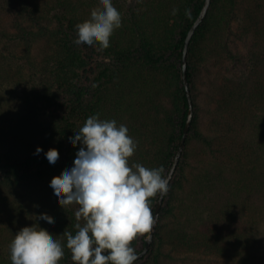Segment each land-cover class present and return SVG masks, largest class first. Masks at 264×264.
<instances>
[{"label": "trees", "instance_id": "obj_1", "mask_svg": "<svg viewBox=\"0 0 264 264\" xmlns=\"http://www.w3.org/2000/svg\"><path fill=\"white\" fill-rule=\"evenodd\" d=\"M204 2L112 0L122 26L101 50L98 44L73 43L75 25L90 19L100 0L6 1L20 33L11 37L19 53L0 63V185L27 193L25 201L0 206V264H12L11 241L34 225L62 242L59 264L74 263L62 235L75 234L79 206L63 208L50 182L73 166L82 145L73 147L69 137L89 116L126 125L137 142L129 165L162 166L166 177L189 114L185 40ZM241 5L242 0H213L191 41V133L151 249L135 264H188L201 255L203 264H264V81L249 86L231 76L245 58L262 71L257 56L264 37L252 41V28L237 26ZM263 5L257 0L254 10ZM259 14L256 34H264ZM245 38L249 45L240 47ZM237 124L248 125L250 138L230 145ZM38 147L43 152L35 154ZM52 148L59 152L55 164L45 155ZM158 198L150 200L153 215ZM43 213L55 223L38 219ZM146 242V236L133 242L136 253Z\"/></svg>", "mask_w": 264, "mask_h": 264}, {"label": "clouds", "instance_id": "obj_2", "mask_svg": "<svg viewBox=\"0 0 264 264\" xmlns=\"http://www.w3.org/2000/svg\"><path fill=\"white\" fill-rule=\"evenodd\" d=\"M100 4L102 7L91 11L90 19L75 25L73 43L77 46L98 44L101 50L107 49L110 37L122 26L121 13L112 0H100ZM176 11L173 9V15ZM128 133L127 126H118L116 120L89 116L75 136L69 137L73 147L82 145L73 166L50 182L63 208L79 206L75 234L66 230L62 235L74 264H135L138 256L133 242L150 234L156 222L150 200L170 191L162 166L129 165L137 142ZM41 152L38 147L35 154ZM45 155L51 164L59 159L55 148ZM38 219L55 223L47 213ZM10 252L12 264H59L64 247L50 232L34 225L15 235Z\"/></svg>", "mask_w": 264, "mask_h": 264}, {"label": "rangeland", "instance_id": "obj_3", "mask_svg": "<svg viewBox=\"0 0 264 264\" xmlns=\"http://www.w3.org/2000/svg\"><path fill=\"white\" fill-rule=\"evenodd\" d=\"M7 1V0H6ZM5 0H0V63L1 65L4 64V56L7 55L8 59L11 61L12 57L14 56V53L17 52V54L19 53L18 51H16V49L14 48V46H12V40L11 37L13 36V34H17L20 33V27L19 25H17L16 21L14 22L13 19L10 18L9 16V10H10V5L6 4ZM256 1L257 0H242V4L241 5V10H239L240 16L238 18V22H237V26H239V28L241 27H248V28H252L249 36L252 38L251 40L253 41V39L255 37H264L263 33H258L256 34V23L259 20L258 18V14L261 16H264V5L262 6V10L261 11H255V6H256ZM260 1L262 4H264V0H258ZM261 25L264 26V21L261 20ZM2 31H7L9 32L8 35H4V33ZM249 37V38H250ZM251 40L248 39H241L238 42L240 43V47L242 46H246L249 45V42ZM249 47H247L248 49ZM246 49V51H248ZM259 58L257 56V61L261 60L262 63H264V44H263V48L261 50H259ZM100 59V58H99ZM248 59L245 58L244 62L240 65L239 63L237 64V67L234 68L233 72L231 73V76L235 78V80L237 81H244L247 80L248 81V85H252L256 82L257 78L260 81H264L263 77H264V64H261L262 67V71H257V67H256V63L255 62H251L250 64L247 62ZM261 70V69H260ZM6 88V87H5ZM17 92L16 94L19 92V88L15 87ZM8 89V87H7ZM248 126V125H247ZM245 124L239 125L237 124L234 129L232 131V133L228 136L226 143L228 144H232V145H240L242 143H245L247 138H250V136L247 134L248 132V127ZM232 141V142H231ZM230 144V145H231ZM26 189L23 188H15L11 185H0V206L3 205L4 202H18V201H25L26 197ZM259 218V217H258ZM263 218V217H262ZM262 221V220H260ZM260 229L262 230L261 234L264 235V218H263V222H261L260 225ZM203 255L201 256H196L195 259H192V261L190 260V262H188V264H203L205 261L203 260L204 258ZM164 259H166V257H164ZM180 263V262H178ZM181 264H184V262L182 261Z\"/></svg>", "mask_w": 264, "mask_h": 264}, {"label": "water", "instance_id": "obj_4", "mask_svg": "<svg viewBox=\"0 0 264 264\" xmlns=\"http://www.w3.org/2000/svg\"><path fill=\"white\" fill-rule=\"evenodd\" d=\"M212 1L213 0H205L204 5L202 7V10H201L200 14L198 15L197 19L195 20V22L193 23V25L191 26V28L187 34L186 40H185V46H184V52H183V80H184V85L186 87V92H187L188 99H189V114H188L187 123H186L185 129H184V133H183V136L181 138L180 145H179L178 151L176 153L175 159H174L171 167L169 168V171L166 174V178L169 180L170 183L176 174V171L179 167V164H180L181 159L183 157V154L185 152V148L187 145V139L191 133L193 120H194V116H195V103H194V98H193V90H192L190 79H189V48H190L191 41H192L198 27L204 21L205 17L207 16V14L210 10ZM165 198H166V196L163 198H160V197L158 198L156 209H155V214H154V218H155L156 222H155V225L153 227L152 232L146 236L147 242H146L145 247L140 252L136 253L138 256L137 261H139L145 255H147L151 249L153 239H154V235H155V232L157 230L160 214H161V211H162V208L164 205ZM104 254H108V252L106 251Z\"/></svg>", "mask_w": 264, "mask_h": 264}]
</instances>
